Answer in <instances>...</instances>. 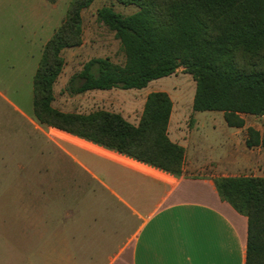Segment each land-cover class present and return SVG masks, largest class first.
Instances as JSON below:
<instances>
[{"label": "trees", "instance_id": "trees-1", "mask_svg": "<svg viewBox=\"0 0 264 264\" xmlns=\"http://www.w3.org/2000/svg\"><path fill=\"white\" fill-rule=\"evenodd\" d=\"M135 5L129 15L103 5L96 17L120 41L123 64L92 57L65 89H142L179 67L195 81L192 112L221 111L229 126L244 115L263 117L261 130L246 129V146L264 149V0H114ZM93 0H71L47 40L33 75V114L42 124L70 133L162 171L183 172L184 148L167 135L172 101L164 91L147 94L137 125L120 113L63 112L52 105L66 48L82 43V10ZM219 197L247 218L245 264H264V176L213 179Z\"/></svg>", "mask_w": 264, "mask_h": 264}, {"label": "rangeland", "instance_id": "rangeland-1", "mask_svg": "<svg viewBox=\"0 0 264 264\" xmlns=\"http://www.w3.org/2000/svg\"><path fill=\"white\" fill-rule=\"evenodd\" d=\"M70 1L0 0V259L20 260L38 252L56 255L61 250L63 255H69V249H52L51 230L60 226V217L64 220L67 214L70 217L66 220H75L89 211L93 215L101 211L115 215L120 206L106 194L120 191L131 196L136 186L131 172L71 146L66 141L80 145L75 139L81 138L40 123L33 114V75L43 46L65 18ZM103 5L112 6L123 15L137 10L133 4L123 5L114 0H93L82 10V43L63 51L65 65L53 86L52 105L64 112L102 109L123 112L136 119L142 113L146 95L165 90L173 99L175 112L190 114L195 81L182 67L172 75L150 81L142 89L112 88L74 95L65 89L70 76L92 57H108L115 63H124L119 39L97 20L96 11ZM219 112L196 113L200 119ZM245 121L255 128L262 126L260 117L246 115ZM187 122L190 124L186 130H189L194 119ZM54 131L66 135L60 139L54 136ZM216 137L223 141L224 133L219 132ZM215 148L221 155L228 149L224 142ZM79 160L83 166L76 162ZM258 167L233 174L264 173ZM217 170L213 167L209 172L214 174ZM182 174L195 176L184 172V167ZM217 177L221 176L213 179ZM38 216L41 230L46 228L43 237L36 230ZM130 223L124 225L126 230ZM70 226H75L74 222ZM112 226L115 228L114 223ZM103 250L110 253L115 248L108 246Z\"/></svg>", "mask_w": 264, "mask_h": 264}, {"label": "crops", "instance_id": "crops-1", "mask_svg": "<svg viewBox=\"0 0 264 264\" xmlns=\"http://www.w3.org/2000/svg\"><path fill=\"white\" fill-rule=\"evenodd\" d=\"M163 91L172 101L167 135L184 148V172L195 176L171 175L82 138L75 139L80 145L64 140L131 172L136 178L131 196L120 191L106 194L121 207L115 215L89 211L75 220H66L70 217L67 214L64 220L60 217V226L51 230L52 249H69V255H63V250L49 256L38 252L20 260L3 258L0 264H245L247 218L219 197L213 177L239 176L233 173L256 166L264 171V149L246 146V121L243 127H234L226 123L221 111L200 119L196 112H175L172 97ZM117 113L134 125L141 116L132 119ZM193 119L192 128L186 130L187 120ZM219 132L224 133L223 141L216 137ZM64 135L54 131L60 139ZM221 142L228 147L222 155L215 148ZM76 162L82 165L80 160ZM213 167L218 170L211 174ZM37 218L36 230L43 237L46 228L41 230V217ZM73 222L75 226H70ZM129 223L126 230L124 225ZM108 246L115 250L104 251Z\"/></svg>", "mask_w": 264, "mask_h": 264}]
</instances>
